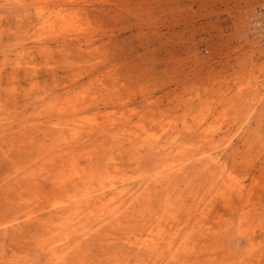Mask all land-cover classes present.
<instances>
[{
  "label": "rangeland",
  "instance_id": "obj_1",
  "mask_svg": "<svg viewBox=\"0 0 264 264\" xmlns=\"http://www.w3.org/2000/svg\"><path fill=\"white\" fill-rule=\"evenodd\" d=\"M262 6L0 0V264H264Z\"/></svg>",
  "mask_w": 264,
  "mask_h": 264
},
{
  "label": "bare ground",
  "instance_id": "obj_2",
  "mask_svg": "<svg viewBox=\"0 0 264 264\" xmlns=\"http://www.w3.org/2000/svg\"><path fill=\"white\" fill-rule=\"evenodd\" d=\"M31 7H32V6H31ZM76 14H77V13H76ZM41 17H42V16H41ZM63 17H64V16H63ZM74 17H75V16H74ZM52 20H53V19H52ZM44 22H45V20H44ZM75 22H76V21H75ZM73 26H74V25H73ZM74 27H75V26H74ZM62 29H63V28H62ZM63 31H64V30H63ZM61 32H62V31H61ZM64 32H65V31H64ZM68 32H69V31H68ZM87 39H88V38H87ZM88 43H89V41H88ZM74 95H76V94H74ZM80 95H81V94H80ZM59 99H60V98H59ZM67 99H68V98H67ZM74 99H75V98H74ZM74 99H73V100H74ZM55 100H56V99H55ZM52 101H53V100H52ZM63 101H65V100H63ZM57 102H58V101H57ZM68 102H69V100H68ZM33 103H34V102H33ZM42 103H43V102H42ZM60 103H62V101H61ZM63 103H64V102H63ZM45 104L47 105V102H45ZM45 104H44V106H45ZM65 104H66V103H65ZM40 105H42V104L40 103ZM49 105H50V103H49ZM59 105H60V104H59ZM47 106H48V105H47ZM50 106H52V105H50ZM57 106H58V104H57ZM57 106H56V107H57ZM40 107H41V106H40ZM56 107H54L55 109L53 108L52 110H56V109H57ZM49 108H50V107H49ZM60 108H61V107H60ZM74 108H75V107H74ZM58 109H59V107H58ZM41 110H42V109H41ZM49 110H51V108H50ZM60 110H61V109H60ZM39 111H40V110H39ZM64 112L67 113L66 111H64ZM64 112H63V110H62V112H60V113H64ZM75 113H76V112H75ZM40 114H42V113H40ZM47 114H48V113H47ZM37 116H38V115H37ZM61 116H62V115H61ZM72 116H73V115H72ZM92 119H93V118H92ZM108 119H109V118H108ZM104 121H105V120H104ZM65 122H66V121H65ZM83 123H84V122H83ZM103 123H104V122H103ZM110 123H111V121H110ZM58 124H59V123H58ZM72 124H73V123H72ZM85 125H86V124H85ZM55 126H56V124H55ZM65 126H66V125H65ZM78 126H79V125H78ZM53 128H54V127H53ZM76 128H77V125H76ZM82 128H83V127H82ZM102 128H103V127H102ZM54 129H55V128H54ZM98 129H99V128H98ZM58 130H59V129H58ZM77 131H79V129H78ZM80 131H81V130H80ZM80 131H79V132H80ZM102 131H104V130H102ZM123 131H124V130H123ZM58 132H59V131H58ZM58 132H57L56 135L59 134ZM61 132H62V130L60 131V133H61ZM90 132H91V131H90ZM100 132H101V131H100ZM119 132H120V129H119ZM74 133H75V132H74ZM76 133H77V132H76ZM106 133H107V132H106ZM54 134H55V133H54ZM78 134H79V133H78ZM83 134H84V133H83ZM102 134H103V133H102ZM76 135H77V134H76ZM60 136H61V135H60ZM104 137H105V136H104ZM58 138H60V137H57V140H58ZM66 139H67V138H66ZM151 139H152V138H151ZM52 140H53V139H52ZM117 140H118V139H117ZM121 140H122V139H121ZM54 141H55V140H54ZM67 141H68V140H67ZM52 142H53V141H52ZM65 142H66V140H65ZM118 142H119V141H118ZM44 144H45V143H44ZM38 145H39V144H38ZM156 145H157V144H156ZM167 145H168V144H167ZM170 145H171V144H170ZM64 147H65V146H64ZM148 147H149V146H148ZM175 147H176V146H175ZM181 147H182V146H181ZM181 147H180V148H181ZM145 148H147V147H145ZM157 148H159V147H157ZM183 148H184V147H183ZM183 148H182V149H183ZM36 149H37V148H36ZM45 149H46V148H45ZM167 149H168V148H167ZM178 149H179V148H178ZM41 150H42V149H41ZM159 150H161V149H159ZM169 150H170V149H169ZM172 150H173V149H172ZM179 150H180V149H179ZM150 151H151V150L149 149V155L151 154ZM180 151H181V150H180ZM147 152H148V151H147ZM161 152H162V151H161ZM177 152H178V151H177ZM62 154H63V153H62ZM146 154H147V153H146ZM155 154L157 155L156 152H155ZM71 155H72V154H71ZM150 156H151V157H155L154 155H153V156L150 155ZM162 156H163V155H162ZM162 156H161V157H162ZM179 157H180V156H179ZM182 157H183V156H182ZM184 157H185V156H184ZM38 158H39V157H38ZM75 158H76V157H75ZM164 158H166V157H164ZM164 158H163V160H164ZM180 158H181V157H180ZM177 159H178V158H177ZM48 160H49V159H48ZM153 160H154V159H153ZM156 160H157V159H155V162H156V164H157V161H158V160H157V161H156ZM165 160H166V159H165ZM62 161H64V159H63ZM62 161H61V162H62ZM166 161H167V160H166ZM173 161H174V160H173ZM178 161H182V160L179 159ZM178 161H177V162H178ZM160 162H161V161H159V163H160ZM169 162H170V161H168V163H169ZM31 163H32V162H31ZM59 163H60V162H59ZM59 163H58V164H59ZM63 163H64V162H63ZM63 163H62V164H63ZM161 163H162V162H161ZM165 163H167V162H165ZM168 163H167V164H168ZM172 163H173V162H172ZM172 163H170L169 167H172V166L174 167V166H175V165H172ZM45 164H47V163H45ZM175 164H177L176 161H175ZM29 165H30V164H29ZM70 165H72V164H70ZM177 165H178V164H177ZM39 166H40V165H39ZM62 166H63V165H62ZM65 166H66V165H65ZM73 166H74V165H73ZM156 166H157V168H154V170L157 171V172H158L159 170H160V171H161V170H165V169H162V167H164V166H162L161 169L159 168L161 165H158V164H157ZM152 167H153V166H152ZM166 167H168V166H166ZM169 167H168V169H169ZM178 167H179V166H178ZM180 167H182V166H180ZM180 167H179V168H180ZM103 168H104V167H103ZM176 168H177V167L175 166V168H174L175 170H174V171H175V172H178V169H176ZM183 168H186V167H183ZM157 169H159V170H157ZM168 169H167V171H168ZM99 170H100V169H99ZM103 170H104V169H103ZM69 171H70V170H69ZM160 171H159V172H160ZM169 171H170V170H169ZM25 172H26V171H25ZM103 172H104V171H103ZM103 172H102V174H103ZM157 172H156V174H158ZM172 172H173V171H172ZM152 173H154V172H152ZM165 173H166V172H165ZM168 173H170V175L172 176L171 171L168 172ZM168 173H167V174H168ZM23 174H24V173H23ZM35 174H36V173H35ZM98 174H99V173H98ZM156 174H152V175H154V176H153L154 178L156 177V176H155ZM105 175H106V173H105ZM168 175H169V174H168ZM170 175H169V176H170ZM173 175H175V173H174ZM180 175H181V174H180ZM25 176H27V174H25ZM96 176H97V175H96ZM148 176H149V175H148ZM160 176H161V173H160ZM160 176H159V178H160ZM169 176L166 177V178H167L166 182H168V181L171 179V176H170V177H169ZM93 177H94V175H93ZM150 177H151V176H150ZM102 178H103V177H102ZM148 178H149V177H148ZM157 178H158V175H157ZM169 178H170V179H169ZM173 178H174V177H173ZM168 179H169V180H168ZM99 180H100V179H99ZM151 180H152V177H151ZM154 180L156 181V178L153 179L152 183L150 182L152 186L154 185ZM160 180H161V179H160ZM160 180H158V181H160ZM164 180H165V179H164ZM94 181H95V180H94ZM170 181H171V180H170ZM101 182H102V181H101ZM105 182H106V181L104 180V181H103V184H104ZM161 182H162V181H161ZM166 182H165V186H166ZM155 183H156V182H155ZM157 184H158V183H157ZM162 184H163V183H162ZM169 184H170V183H169ZM96 185H97V184H96ZM102 186H103V185H102ZM88 187H90V186H88ZM93 187H94V186H93ZM93 187H92V188H93ZM82 188H83V187H82ZM92 188L90 187L91 190H92ZM97 188L100 189V186H98ZM105 188H106V187H105ZM56 189H57V188H56ZM111 189H112V188H110V190H111ZM93 190H94V189H93ZM127 190H128V189H127ZM130 190H131V189H130ZM134 190H135V189H134ZM89 192H90V191H89ZM125 192H126V190H125ZM82 193H83V192H82ZM82 193H81V194H82ZM84 193H85V191H84ZM86 193H87V192H86ZM95 193H97V191H95L93 194H92V192H91L92 195H95ZM112 193H113V192H112ZM112 193H110V195H111ZM127 193H128V192H127ZM131 193H133V191H131ZM89 194H90V193H88V195H89ZM116 194H117V193H116ZM129 194H130V193H129ZM134 194L137 195L136 192H134ZM134 194H133V195H134ZM83 195H84V194H83ZM86 195H87V194L84 195L85 198H86ZM105 195H106V194H105ZM125 195H126V194H125ZM125 195H124V196H125ZM95 196L98 197V196H99L98 193H97V195H95ZM128 196H129V195H128ZM128 196H127V198L130 197L129 199H132V198H131V197H132L131 195H130L129 197H128ZM138 196H139V194H138ZM74 197H75V196H74ZM78 197L81 198L80 196H78ZM78 197H76V198H78ZM82 197H83V196H82ZM87 197H88V196H87ZM91 197H92V196H91ZM119 197H120V196H119ZM119 197H118V200L120 199ZM192 197H193V196H192ZM68 198H69V196H68ZM92 198H94V197H92ZM100 198H101V197H100ZM114 198H115V197H114ZM114 198H113V197H110V198L107 200V197H106L105 199H106L107 201L104 203V206H102L103 208L100 207L101 212H103V211L105 210L106 213L108 214L107 217L110 216L109 219H111V218L114 216L113 219H111V220H108V218H107V220L103 218V219H102L103 222L101 221L102 223H104L105 220H106L105 224H106V223H109L110 221H111L112 223L115 222V221H118V220H114V219H115V215H114V214H115V213L117 214V212L119 213V212H121V211H122V212L124 211V207H123L122 205H120V203H121V202H119L120 200L118 201L119 205L116 206L115 204L117 203V201H115ZM116 198H117V197H116ZM127 198H126V197H125V198L123 197V200H124V199H127ZM134 198H135V197H134ZM139 198H140V197H139ZM70 199H71V198H70ZM94 199H95V198H94ZM105 199H103V200H105ZM129 199H127V200H129ZM137 199H138V198H137ZM171 199H173V198H171ZM176 199H177V198H176ZM198 199H199V198H198ZM84 200H85V199H84ZM86 200H87V198H86ZM88 200H89V198H88ZM123 200L121 199V201H123ZM135 200H136V199H135ZM169 200H170V199H169ZM178 200H179V199H178ZM71 201H73V200H71ZM80 201H81V200H80ZM94 201H95V200H94ZM124 201H125V200H124ZM124 201H123V202H124ZM131 201H132V200H131ZM170 201H172V200H170ZM176 201H177V200H176ZM196 201H197V200H196ZM196 201H195V203H196ZM198 201H199V200H198ZM74 202H75V201H73V203H74ZM83 202H85V201H83ZM96 202H97V201H96ZM101 202H102V201H101ZM62 203H63V202H62ZM68 203H69V202H68ZM79 203H80V202H79ZM90 203H91V202H89V204H87V205H89V207H90ZM99 203H100V202H99ZM130 203H131V202H130ZM140 203H141V202H140ZM140 203H139V204H140ZM170 203H171V202H170ZM91 204H93V203H91ZM121 204H122V203H121ZM197 204H198V203H197ZM79 205H80V204H79ZM81 205H82V204H81ZM96 205H97V203H96ZM100 205H101V204H100ZM85 206H86V205H85ZM126 206H127V204H126ZM71 207H72V206H71ZM80 207H82V206H80ZM93 207H94V206H93ZM93 207H92V208H93ZM97 207H98V206H97ZM97 207H95V208L97 209ZM167 207H168V204H167ZM167 207H166V208H167ZM76 208H77V207H76ZM92 208H91V209H92ZM125 208H126V207H125ZM128 208H129V207H128ZM98 209H99V207H98ZM98 209H97V210H94L95 212L97 211L96 213L94 212V215H98L97 213H99L98 211H100V210H98ZM139 209H140V208H139ZM171 209H172V208H171ZM78 210H79V209H78ZM125 210H127V209H125ZM160 210L163 211V208H161ZM76 211H77V210H76ZM158 211H159V210H158ZM171 211H172V210H171ZM79 212H80V211H79ZM79 212H78V213H79ZM110 212H111V213H110ZM131 212H132V211H131ZM134 212H135V210H134ZM164 212H165V210H164ZM68 213H70V212H68ZM68 213H67V216H70V215H68ZM74 213H75V212H73V214H74ZM78 213H77V214H78ZM70 214H71V213H70ZM75 214H76V213H75ZM77 214H76V215H77ZM90 214H91V212H90ZM123 214H124V212H123ZM123 214H122V215H123ZM161 214H162V212H161ZM164 214H165V213H164ZM192 214H193V213H192ZM92 215H93V213H92ZM101 215L104 216V217L106 216V215H103L102 213H101ZM122 215H120V216H122ZM126 215H127V214H126ZM156 215H157V214H156ZM170 215H171V214H170ZM67 216H66V217H67ZM71 216H73V215H71ZM71 216H70V217H71ZM89 216H90V215H89ZM165 216H166V215H165ZM172 216H173V214H172ZM70 217H68V219H69V220H72V218H70ZM91 217L94 219V216H91ZM99 217H100V215L97 217L98 220L100 221L101 219H99ZM126 217H127V216H126ZM128 217H129V216H128ZM158 217L161 218L160 216H158ZM158 217H157V218H158ZM169 217H170V216H168L167 218H169ZM64 218H65V217H64ZM83 218H84V217H83ZM105 218H106V217H105ZM123 218H124V217H123ZM61 219H62V218H61ZM85 219H86V218H85ZM85 219H83V220H85ZM95 219H96V217H95ZM95 219H94V220H95ZM116 219H117V218H116ZM121 219H122V218H121ZM73 220L75 221V218H74ZM73 220H72V221H73ZM83 220H82V221H83ZM86 220H87V219H86ZM88 220L90 221V217H89ZM88 220H87V221H88ZM98 220H97V223H96V221H95V222H91L92 224H91V223H90V224H91V225H94L93 227H95L96 224L98 225ZM112 220H113V221H112ZM123 220H125V218L122 219V222H123ZM134 220H135V219H134ZM161 220H162V219H161ZM161 220H157V222H158V221H161ZM187 220H188V219H187ZM197 220H198V219H197ZM76 221H77V220H76ZM76 221H75V222H76ZM107 221H108V222H107ZM192 221H193V220H192ZM80 222H81V221H80ZM83 222H84V221H83ZM111 222H110V223H111ZM95 223H96V224H95ZM110 223H109V224H110ZM119 223H121V220H120ZM160 223H161V222H160ZM160 223H157V226H160ZM199 223H200V222H199ZM68 224H69V225H76V224H74L73 222H70V221L68 222ZM77 224H78V222H77ZM84 224H86V223H84ZM84 224H83V225H84ZM121 224H122V223H121ZM150 224H151V223H150ZM180 224H181V223H180ZM186 224H187V223H186ZM69 225H68V226H69ZM78 225H79V224H78ZM106 225H108V224H106ZM113 225H114V224H113ZM115 225H116V223H115ZM123 225H124V224H123ZM192 225H194V223H193ZM47 226H48V225H47ZM66 226H67V225H66ZM68 226H67V227H68ZM81 226H82V225H81ZM85 226H86V225H85ZM87 226H88V224H87ZM102 226H103V225H102ZM104 226H105V225H104ZM104 226H103V227H104ZM125 226H126V224H125ZM144 226H145V225H144ZM148 226H149V225H148ZM194 226H195V225H194ZM61 227H62V226H61ZM90 227H91V226H90ZM90 227H89V228H90ZM100 227H101V225H100ZM113 227H114V226H112L111 228H113ZM127 227H128V226H127ZM53 228L55 229V227H53ZM68 228H69V227H68ZM81 228H83V226H82ZM116 228H117V227H116ZM157 228H158V227H157ZM54 229H53V230H54ZM78 229H79V227H78ZM106 229H107V228H106ZM106 229H104V230H106ZM153 229H154V228H153ZM61 230H62V229H61ZM69 230H70V228H69ZM71 230H72V229H71ZM80 230H81V229H80ZM85 230H86V229H84V231H85ZM91 230H92V229H91ZM141 230H142V228H141ZM146 230H147V229H146ZM59 231H60V230H59ZM63 231H64V230H63ZM72 231H73V230H72ZM77 231H79V230H77ZM84 231H82V232L84 233ZM108 231H109V230H108ZM175 231H176V230H175ZM175 231L173 232V236L170 235V236H172L173 238H174V235H176V236L179 235V234H178V231H176V232H175ZM88 232H89V231H88ZM101 232H102V231H101ZM109 232H110V231H109ZM130 232H131V231H130ZM138 232H139V231H138ZM142 232H143V230H142ZM142 232H141V233H142ZM171 232H172V230H171ZM179 232H180V231H179ZM188 232H189V231H188ZM69 233H70V232H69ZM71 233H73V232H71ZM71 233H70V234H71ZM77 233H78V232H77ZM86 233H87V231H86ZM115 233H116V232H115ZM133 233H134V232H133ZM149 233H150V232H149ZM79 234H80V233H79ZM81 234H82V233H81ZM157 234H158L159 236H161L160 238H163V239H164V232H163V229H162V230H159ZM180 234H181V233H180ZM62 235H63V234H62ZM65 235H66V234H65ZM84 235H85V233H84ZM139 235H140V234H139ZM187 235H188V234H187ZM78 236H79V235H78ZM85 236H86V235H85ZM168 236H169V235H168ZM181 236H182V235H181ZM184 236H185V235H184ZM68 237H69V236H68ZM83 237H84V236H83ZM141 237H142V236H141ZM146 237H147V236H146ZM149 237H150V236H149ZM149 237H148V238H149ZM166 237H167V236H166ZM186 237H187V236H186ZM144 238H145V237H144ZM148 238H147V240H149ZM158 238H159V237H158ZM179 238H181L180 235H179ZM183 238H184V237H183ZM61 239H62V238H61ZM63 239H66V236L63 237ZM156 239H157V238H156ZM167 239H168V241H169V239H171V237L166 238V240H167ZM176 239H178V238H176ZM135 240H136V238H135ZM144 240H145V239H144ZM166 240H165L164 243H166ZM154 241H155V240H154ZM168 241H167V243H168ZM173 241H174V240H173ZM63 242H64V241H63ZM65 242H66V241H65ZM134 242H136V241H134ZM137 242H138V241H137ZM145 242H146V241H145ZM150 242H151V240H150ZM155 242H156V241H155ZM162 242H163V241H162ZM184 242H185V241H184ZM60 243H61V242H60ZM143 243H144V242H143ZM147 243H148V242H147ZM152 243H153V241H152ZM160 243H161V242H160ZM170 243H171V241H170ZM170 243H168V244H170ZM178 243H179V241H178ZM185 243H186V242H185ZM162 244H163V243H162ZM171 244H172V243H171ZM171 244H170V245H171ZM188 244H189V243H188ZM58 245H59V244H58ZM149 245H150V244H148V246H149ZM164 245H166V244H164ZM164 245H163V246H164ZM178 245H179V244H178ZM155 246H156V245H155ZM155 246H153V247L149 246V247H151V248L153 249ZM173 246H174V245H173ZM160 247L163 248L162 246H160ZM166 247H167V246H166ZM161 248H157V249H161ZM167 249H168V247H167ZM153 250H155V249H153ZM165 250H166V249H165ZM158 251H159V250H158ZM167 251H168V250H167ZM178 251H179V250H178ZM178 251H177V254H178ZM153 252H155V251H153ZM162 252H163V251H162ZM158 253H160V251H159ZM49 254H50V253H49ZM163 254H164V253H163ZM173 254H174V252H173ZM173 254L171 253V255H173ZM175 254H176V252H175ZM182 254H183V253H182ZM57 255H58V254H57ZM156 255H157V254H156ZM169 255H170V254H169ZM171 255H170V257H171ZM59 256H60V255H59ZM176 256H177V255H176ZM0 257H1V256H0ZM31 260H32V259H31ZM35 260H36V259H35ZM177 260H178V259H177ZM185 260H186V259H185ZM36 262H37V261H36ZM48 262H49V261H48ZM175 262H176V261H175ZM181 264H182V263H181Z\"/></svg>",
  "mask_w": 264,
  "mask_h": 264
},
{
  "label": "clouds",
  "instance_id": "obj_3",
  "mask_svg": "<svg viewBox=\"0 0 264 264\" xmlns=\"http://www.w3.org/2000/svg\"><path fill=\"white\" fill-rule=\"evenodd\" d=\"M249 21L247 28L249 33H254L257 29L264 28V14L255 13L245 17Z\"/></svg>",
  "mask_w": 264,
  "mask_h": 264
},
{
  "label": "built area",
  "instance_id": "obj_4",
  "mask_svg": "<svg viewBox=\"0 0 264 264\" xmlns=\"http://www.w3.org/2000/svg\"><path fill=\"white\" fill-rule=\"evenodd\" d=\"M261 14H264V6L261 7ZM254 39L259 43L260 46L264 47V28L257 29L254 33Z\"/></svg>",
  "mask_w": 264,
  "mask_h": 264
}]
</instances>
